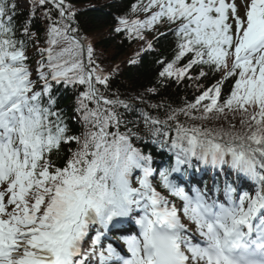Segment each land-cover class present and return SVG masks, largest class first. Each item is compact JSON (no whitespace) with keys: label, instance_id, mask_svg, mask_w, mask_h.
<instances>
[{"label":"snow or ice","instance_id":"obj_1","mask_svg":"<svg viewBox=\"0 0 264 264\" xmlns=\"http://www.w3.org/2000/svg\"><path fill=\"white\" fill-rule=\"evenodd\" d=\"M32 4L33 14L36 5L58 10L59 19L45 10L42 40L31 19L17 23L18 3L0 0V264H264V0H137L131 12L145 19L116 18L113 31L130 39L168 27L159 35L175 38L176 54L161 78L179 82L194 65L222 73L165 120L141 109L142 127L125 118L133 105L101 90L110 76L73 26L72 6ZM28 43L41 57L34 70ZM151 49L149 41L142 50ZM206 75L201 69L195 79ZM81 86L75 119L84 131L73 135L57 93ZM178 112L204 121L231 113L245 131L189 127ZM148 139L168 153L158 166L153 153L134 146ZM209 169L211 185L198 187ZM244 177L254 191L234 186ZM125 224L139 229L120 237L127 255L108 239Z\"/></svg>","mask_w":264,"mask_h":264},{"label":"trees","instance_id":"obj_2","mask_svg":"<svg viewBox=\"0 0 264 264\" xmlns=\"http://www.w3.org/2000/svg\"><path fill=\"white\" fill-rule=\"evenodd\" d=\"M29 6L26 10L17 8L16 15L20 17V22H27L31 19V31L37 33L43 39L46 31V20L44 12L51 9L53 19H59L58 10L52 4L41 7L35 6L33 14L32 0H27ZM13 2V0H10ZM15 2V0H14ZM146 2V0H145ZM66 5H71L75 11V23L73 26L79 28V35L86 38V42H90L94 48L95 64L103 70L104 74L110 76L109 87L104 95L110 99L119 98L133 105V111L125 112L123 108L121 112H125V118L128 121L143 125L140 110L149 112L152 116L165 120L166 113L169 110L184 109L187 105L195 102L196 98L206 89L215 85L221 79L222 73L211 72L206 65H194L189 69L185 77L177 82L175 77L159 76L166 63L171 62L175 57L176 43L172 35L160 36L159 33L168 31L167 26L157 25L153 31H144V40L137 39L133 36L131 39L125 33H116L113 29L116 27V18L118 16L128 15L129 19H145V14L139 12L133 14L131 7L137 3V0H65ZM152 42L151 50H142L147 47V43ZM43 46V45H41ZM26 54L29 57L28 64L38 57L36 48L33 43L26 46ZM139 54V55H137ZM135 60V63L129 61ZM163 60L165 64L157 63ZM87 64V60L85 59ZM188 63V58H182L175 65L176 68H182ZM203 69L207 75L200 79H195ZM191 76L193 79H189ZM234 80L229 78L221 85L220 103H223L229 96ZM155 88V93H149L147 89ZM83 90L82 86L78 90L71 88H61L57 93L59 107L64 109L67 122L71 134L80 135L84 131V127L79 122H73L69 117L70 112H75L76 97L79 91ZM209 101L202 103L206 104ZM149 105H162L160 108H151ZM200 112L194 111L192 115L199 117ZM77 115V114H76ZM69 118V119H68ZM178 120L186 126H203L217 131L223 130L228 133H241L245 129L239 123V116L235 119L231 113L226 115L214 116L211 121L200 119H191L178 112ZM175 123V122H171ZM235 127H231V125ZM132 124L129 125L131 127ZM122 131L125 129L122 127ZM174 135V133H173ZM229 137H226V139ZM75 148V144L72 145ZM66 151V149H65ZM146 154V151L142 149Z\"/></svg>","mask_w":264,"mask_h":264},{"label":"rangeland","instance_id":"obj_3","mask_svg":"<svg viewBox=\"0 0 264 264\" xmlns=\"http://www.w3.org/2000/svg\"><path fill=\"white\" fill-rule=\"evenodd\" d=\"M237 3L239 4L240 3V0H237ZM231 125V124H230Z\"/></svg>","mask_w":264,"mask_h":264}]
</instances>
